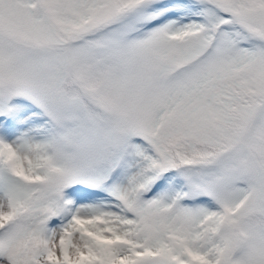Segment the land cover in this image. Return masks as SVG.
<instances>
[{
    "label": "snow or ice",
    "instance_id": "1",
    "mask_svg": "<svg viewBox=\"0 0 264 264\" xmlns=\"http://www.w3.org/2000/svg\"><path fill=\"white\" fill-rule=\"evenodd\" d=\"M0 264H264V0H0Z\"/></svg>",
    "mask_w": 264,
    "mask_h": 264
}]
</instances>
